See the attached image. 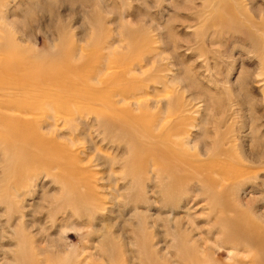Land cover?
<instances>
[{
	"label": "rangeland",
	"instance_id": "374dc122",
	"mask_svg": "<svg viewBox=\"0 0 264 264\" xmlns=\"http://www.w3.org/2000/svg\"><path fill=\"white\" fill-rule=\"evenodd\" d=\"M5 59L39 74L25 116L51 144L0 142V264H141L135 230L169 185L144 177L154 156L208 167L179 212L208 243L237 201L264 214V0H0Z\"/></svg>",
	"mask_w": 264,
	"mask_h": 264
},
{
	"label": "bare ground",
	"instance_id": "6f19581e",
	"mask_svg": "<svg viewBox=\"0 0 264 264\" xmlns=\"http://www.w3.org/2000/svg\"><path fill=\"white\" fill-rule=\"evenodd\" d=\"M31 63L34 67H38L33 62ZM13 64L12 61H7V59L0 61V142L5 144L7 149H15L21 155H32L28 147L35 151L36 149L47 148L51 144L49 139L44 138L40 134L32 119L25 116L26 98L29 94L28 88L32 89L33 85L39 87V74L32 73V70L28 67L18 69ZM50 77L51 75L47 76L48 84L50 85L55 84L54 80L57 78L58 82L63 81L60 74L56 77ZM5 80L10 81L12 84L5 85ZM8 85L10 90L7 89ZM146 130L153 136L154 131L149 128H146ZM16 141H21V143L18 144ZM17 156L16 165H20L19 160L21 159L19 155ZM151 159L156 164L155 171L150 167L152 164H146L149 169L144 170V177L153 179L151 177L153 175L148 176V173H155L157 176L165 175L169 179V185H161L163 191L157 198L159 205H153V203H158L155 199L146 200L149 203L146 204L149 205V208L147 207L146 209V219L148 218L151 222H148V220L145 222L140 221L135 230L136 258L141 264H214L209 257L217 260L221 252L211 251L209 246L212 243L218 249L221 247L227 249L228 258L233 260L226 264H264V214L257 213L254 216L251 213L253 217L251 215L247 216L245 211L242 212L238 207L237 202L239 201H237L235 206L238 213L232 217L225 216L217 219L214 225H218L221 228L216 229L217 234L213 232L216 236L218 235L217 237L211 234L216 240L212 238V242L208 243L210 241L208 234L211 233V229H207V232H201L200 227L196 226L193 219L184 217L179 213L192 207L195 204L194 200L196 201L199 196V192H195V190L190 188L192 185L187 188H185V185H188L191 181L193 182V180L199 182V178L205 179L210 183L211 177L206 169L207 166L195 163L193 161L195 159H178L176 160L177 162L166 161L163 164L159 163V159L156 156ZM182 181H184V184L178 186ZM168 187L173 189L168 191ZM209 199L211 203H215L212 202L215 201L213 195ZM223 204L227 207L226 201H223ZM239 204L242 205L241 202ZM152 205L156 212L150 211V206ZM159 221L165 228L163 233L160 231ZM162 234L169 235L170 239L168 240L166 235L163 237ZM102 237L104 240L106 236ZM109 237L112 236L110 235ZM230 242H234V244L227 248L225 243ZM41 243H39V248L37 249L39 255H42L45 251L44 247L40 245ZM123 243L126 245V242ZM214 245L212 247H215ZM171 248L173 249L172 251L170 250ZM111 249L115 251L113 247ZM126 250H120V255H124ZM233 251L249 252L250 256L248 255L247 259L233 258L230 254ZM116 252L117 250L114 252V256L110 257L111 263H117ZM127 257L129 258V255ZM44 259L45 257H40L37 260H39L40 264ZM63 262L65 261H61V264L66 263ZM102 264L105 263L102 261Z\"/></svg>",
	"mask_w": 264,
	"mask_h": 264
}]
</instances>
